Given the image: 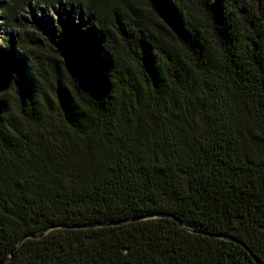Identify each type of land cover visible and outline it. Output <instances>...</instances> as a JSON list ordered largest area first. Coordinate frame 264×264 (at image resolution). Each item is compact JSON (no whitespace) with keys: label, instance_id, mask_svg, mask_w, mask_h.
Wrapping results in <instances>:
<instances>
[{"label":"trees","instance_id":"obj_1","mask_svg":"<svg viewBox=\"0 0 264 264\" xmlns=\"http://www.w3.org/2000/svg\"><path fill=\"white\" fill-rule=\"evenodd\" d=\"M65 2L0 51V264H264V0Z\"/></svg>","mask_w":264,"mask_h":264},{"label":"rangeland","instance_id":"obj_2","mask_svg":"<svg viewBox=\"0 0 264 264\" xmlns=\"http://www.w3.org/2000/svg\"><path fill=\"white\" fill-rule=\"evenodd\" d=\"M15 0H0V51L5 50L16 57H25V51L19 47H13L12 42H18L23 38H33L44 40L40 28H50L65 24L66 34H70L72 26L85 20V15L69 14V6L65 0L60 4H45L42 0H25L22 6H14ZM75 7V6H74ZM85 30V26L81 27ZM74 37L83 41V37L77 32ZM2 39L7 41L4 44ZM39 42V41H38Z\"/></svg>","mask_w":264,"mask_h":264},{"label":"water","instance_id":"obj_3","mask_svg":"<svg viewBox=\"0 0 264 264\" xmlns=\"http://www.w3.org/2000/svg\"><path fill=\"white\" fill-rule=\"evenodd\" d=\"M112 224H117V223H112ZM216 237H219V236H216ZM243 247L245 248V246H243ZM253 258H254L255 262L258 264L259 263L258 260L255 257H253Z\"/></svg>","mask_w":264,"mask_h":264}]
</instances>
